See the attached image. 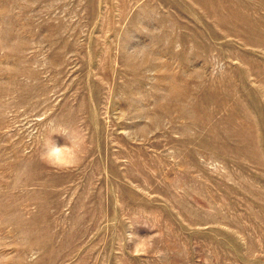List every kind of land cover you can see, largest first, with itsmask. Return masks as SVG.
I'll return each mask as SVG.
<instances>
[{
    "label": "rangeland",
    "instance_id": "obj_1",
    "mask_svg": "<svg viewBox=\"0 0 264 264\" xmlns=\"http://www.w3.org/2000/svg\"><path fill=\"white\" fill-rule=\"evenodd\" d=\"M0 264H264V0H0Z\"/></svg>",
    "mask_w": 264,
    "mask_h": 264
},
{
    "label": "clouds",
    "instance_id": "obj_2",
    "mask_svg": "<svg viewBox=\"0 0 264 264\" xmlns=\"http://www.w3.org/2000/svg\"><path fill=\"white\" fill-rule=\"evenodd\" d=\"M126 51L131 62H140L149 54L147 46L131 50L127 49ZM64 134L68 136L69 144L59 146L48 141L40 154V159L43 163L58 170L78 165L80 155L83 151V140L79 133L73 132Z\"/></svg>",
    "mask_w": 264,
    "mask_h": 264
}]
</instances>
